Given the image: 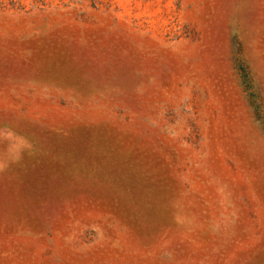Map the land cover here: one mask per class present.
Segmentation results:
<instances>
[{"label": "rangeland", "instance_id": "obj_1", "mask_svg": "<svg viewBox=\"0 0 264 264\" xmlns=\"http://www.w3.org/2000/svg\"><path fill=\"white\" fill-rule=\"evenodd\" d=\"M0 264H264V0H0Z\"/></svg>", "mask_w": 264, "mask_h": 264}]
</instances>
